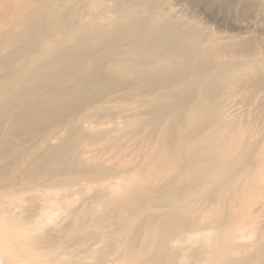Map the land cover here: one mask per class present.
I'll return each mask as SVG.
<instances>
[{
	"label": "rangeland",
	"instance_id": "rangeland-1",
	"mask_svg": "<svg viewBox=\"0 0 264 264\" xmlns=\"http://www.w3.org/2000/svg\"><path fill=\"white\" fill-rule=\"evenodd\" d=\"M31 14L43 49L4 52ZM0 57V208L40 236L0 264H264V0H0Z\"/></svg>",
	"mask_w": 264,
	"mask_h": 264
},
{
	"label": "bare ground",
	"instance_id": "bare-ground-1",
	"mask_svg": "<svg viewBox=\"0 0 264 264\" xmlns=\"http://www.w3.org/2000/svg\"><path fill=\"white\" fill-rule=\"evenodd\" d=\"M134 1H137V0H134ZM42 8V7H41ZM42 9H40L39 10V12L41 11ZM34 12V11H33ZM38 12V13H39ZM35 13V12H34ZM51 14H52V12H51ZM26 18H29V27L27 28V30H25L26 31V33L23 35V36H20V39L19 38H17L16 40L17 41H15L14 42V44H13V46L11 47V49L9 50V49H7V51H4V52H9L10 54H15V53H18V52H21V54H22V56H23V54H28V52L30 51V50H33V49H38V50H42L43 49V45L41 46V45H39V42H38V38L40 37L41 38V36H43L44 34H42V31H43V29H51L52 27H53V25H51V23H49V18H51L50 17V15L49 14H42L41 16L40 15H34V16H32V14H31V16H28V17H26ZM144 19V18H143ZM139 20L137 19L136 20V18H134V17H130V18H127V19H125V21L123 20V22H122V20L121 19H119V24H120V22H121V24L120 25H118L117 26V28H116V30H114L113 32V35H111L112 37L113 36H115V37H117V38H120V36H135L136 37V40H138V42H142V41H144V37H146V36H142V31H143V29H142V24H139V23H137ZM25 22H26V20H25ZM28 22V21H27ZM116 22V21H115ZM117 24V23H116ZM114 25V24H113ZM116 26V25H115ZM173 26V25H172ZM171 27V26H170ZM148 28V27H147ZM167 27H165V29H166ZM114 29V28H113ZM164 29V31L163 30H161V32H162V34H160V31H158V32H155V33H153L152 34V38L150 39V41H149V45L151 46V44H152V42H151V40H153V44L155 43V46H154V48H158V47H167L168 48V50L170 49V47L169 46H172V49L175 47L174 45H176L175 44V41H174V39H175V37H176V35H171V33L166 29L165 30ZM175 30H176V28H174ZM54 30V29H53ZM103 31V30H102ZM23 32V31H22ZM22 32H21V34H22ZM44 32V31H43ZM179 32V31H178ZM182 31H180V33H181ZM112 33V32H111ZM40 34H42L41 36H40ZM109 34V33H108ZM185 35V34H184ZM96 36V35H95ZM102 36H107V33L105 32V33H103V35ZM183 37V36H182ZM97 38V37H96ZM96 38H94V39H96ZM174 38V39H173ZM93 38L91 39V40H94ZM125 39V38H124ZM106 40H107V38H106ZM133 40V39H132ZM136 40H135V43H136ZM14 41V40H13ZM147 41V40H146ZM103 42V41H102ZM117 42V41H116ZM177 42V41H176ZM134 42L132 41L131 42V44H133ZM115 44V43H114ZM118 44V43H117ZM125 44V43H124ZM137 44V43H136ZM106 45V44H105ZM135 45V44H134ZM138 45V44H137ZM141 45V44H140ZM90 46H92V45H90ZM103 46V45H102ZM136 46V45H135ZM144 46V45H143ZM174 46V47H173ZM94 47V46H93ZM99 47V46H98ZM73 48V47H72ZM132 48V47H131ZM164 48V49H165ZM185 48V47H184ZM70 49H71V47H70ZM76 49V48H75ZM74 49V50H75ZM137 49V48H136ZM139 49V48H138ZM141 49H143L142 47H141ZM151 49H153V47L151 46ZM179 50L181 49V48H178ZM177 49V52H179V50ZM186 49V48H185ZM184 49V50H185ZM88 50V49H87ZM144 50V49H143ZM161 50V49H160ZM167 50V49H166ZM167 50V51H168ZM176 50V48L174 49V51ZM71 51H72V49H71ZM70 51V52H71ZM128 51V50H127ZM147 51H149V50H147ZM76 52H77V50H76ZM129 52V51H128ZM156 52V51H155ZM170 52V51H169ZM180 52H182V51H180ZM173 53V52H172ZM149 54V53H148ZM147 54V55H148ZM179 54V53H178ZM166 55V54H165ZM173 55V54H172ZM180 55V54H179ZM137 56H140V55H137ZM151 56V55H150ZM149 56V57H150ZM175 56H176V53H175ZM146 57V56H145ZM167 57V56H166ZM1 58V57H0ZM168 58V57H167ZM176 58V57H175ZM174 59V58H173ZM179 59V58H178ZM82 61H84L83 59H81V61H79L81 64H82ZM78 62V61H77ZM147 62V61H146ZM199 62V61H198ZM198 62H196L197 63V65H198ZM95 63V62H94ZM77 64V63H76ZM75 64V65H76ZM91 64V63H90ZM96 64V63H95ZM146 64V63H145ZM182 64V63H181ZM200 64H205V63H202L201 61L199 62V67H201V68H203ZM74 65V64H73ZM72 65V66H73ZM80 65V64H79ZM84 64H82V66H83ZM137 65V64H136ZM154 65V64H153ZM152 65V66H153ZM197 65H194V66H196V67H198ZM3 66V65H2ZM2 66H0V67H2ZM71 66V65H70ZM72 66H71V70H70V72L72 73L73 71H75V70H72ZM96 66V65H95ZM140 66H142V65H140ZM140 66H138V69L137 70H139V68H140ZM168 66V65H167ZM74 67V69L77 67H75V66H73ZM90 67H91V65H90ZM99 67V66H98ZM143 67V68H142ZM141 68L143 69V70H145L144 69V66H142ZM146 67H148V66H146ZM166 67V66H165ZM169 67V66H168ZM167 67V68H168ZM188 67V66H187ZM198 67V68H199ZM134 68V67H133ZM136 68H137V66H136ZM136 68H134V70L136 69ZM149 68V67H148ZM193 68V67H192ZM191 68V69H192ZM200 68V69H201ZM129 69V68H128ZM150 69H151V67H150ZM161 69H162V67H161ZM176 69H179V68H176ZM76 70H77V68H76ZM91 70V69H90ZM90 70H89V75H92L93 76V74H91V72H90ZM159 70V69H158ZM195 70H196V68H195ZM194 70V71H195ZM78 71V70H77ZM141 71V70H140ZM186 71V70H185ZM83 72H84V70H83ZM135 72V71H134ZM137 73H138V71H136ZM143 72V71H142ZM161 72V71H160ZM183 72V71H182ZM196 72V71H195ZM81 73V72H80ZM148 73V72H147ZM76 74V73H75ZM142 74V73H141ZM152 75L154 74V71H153V73H151ZM180 74H181V72H180ZM183 74V73H182ZM198 74V73H197ZM76 75H78L79 76V74L77 73ZM89 75H88V77H89ZM95 75V74H94ZM136 75V74H135ZM151 75V76H152ZM171 75V74H170ZM174 75H176V74H174ZM196 75V74H195ZM96 78L95 79H93L92 78V83H94L95 85V88H96V86L97 87H99V85H96V84H98V83H100V85H101V80L103 79V78H105V77H102V73L101 72H99V71H97V73H96ZM132 76V75H131ZM198 76H200V75H198ZM80 77V76H79ZM78 77V78H79ZM88 77L86 76V79L85 80H87L88 79ZM107 77V76H106ZM133 77V76H132ZM150 77V75L149 76H147L145 79H147V78H149ZM170 77V76H169ZM77 78V77H76ZM75 78V79H76ZM77 78V79H78ZM82 78V77H81ZM85 78V77H84ZM134 78V80H135V77H133ZM139 78H141V77H139ZM138 78V79H139ZM166 78V77H165ZM176 78V77H175ZM80 79V78H79ZM144 79V80H145ZM2 79L0 78V81H1ZM81 80V79H80ZM85 80H84V82H85ZM89 80H91V79H89ZM89 80H87V81H89ZM152 80V79H151ZM197 80V79H196ZM78 81V80H77ZM107 81V80H106ZM148 81V80H147ZM159 81V80H158ZM198 81V80H197ZM82 82V81H81ZM102 82H104V81H102ZM168 82V81H167ZM202 82V81H201ZM1 83V82H0ZM143 83V86H145L144 85V82H142ZM148 83H150V82H148ZM210 85H209V87L210 86H212L213 84H211V83H209ZM85 85V84H84ZM89 85V84H88ZM87 85V86H88ZM146 85H147V83H146ZM150 85V84H149ZM86 86V87H87ZM90 86V85H89ZM88 86V87H89ZM105 86H106V84H105ZM110 86V85H109ZM216 86V85H215ZM219 86V85H218ZM85 87V88H86ZM91 87H92V85H91ZM107 87V86H106ZM221 87V86H220ZM85 88H84V90H85ZM93 88V87H92ZM101 88H104L103 86H101ZM100 88V89H101ZM204 88V87H203ZM205 88H207V87H205ZM212 88L213 87H211L210 89L212 90ZM87 89V88H86ZM88 89H90V87L88 88ZM97 89V88H96ZM100 89H98V90H100ZM9 90H12V88H11V85H9V84H2V85H0V94H3L4 92H8ZM92 91H93V89H91ZM95 90V89H94ZM103 90V89H102ZM204 90V89H203ZM202 90V92H204V93H207V92H205V91H209V88H207V90L205 89L204 91ZM213 90H216L215 88L213 89ZM85 92V91H84ZM212 92V91H211ZM96 93V92H95ZM210 93V92H209ZM209 93L207 94L208 96H211V94L209 95ZM214 93L215 92H213V94L212 95H214ZM31 95V94H30ZM96 95V94H95ZM181 95V94H180ZM184 95V94H183ZM199 95H201V94H199ZM176 97H178V96H176ZM181 97V96H180ZM201 97H202V95H201ZM208 98V97H207ZM214 98V97H213ZM186 99V98H185ZM204 99H205V96H204ZM201 100V99H200ZM206 100V99H205ZM209 100V99H208ZM207 100V101H208ZM209 101H211V100H209ZM208 101V102H209ZM11 102V101H10ZM8 103V102H7ZM6 103V104H7ZM13 103V102H12ZM87 103V102H86ZM166 103V102H165ZM210 103V102H209ZM8 105H10V104H8ZM13 105H14V103H13ZM29 105V104H28ZM31 106H32V104H30ZM11 106H12V104H11ZM11 106H8V107H11ZM5 107H7V106H5ZM16 107V106H15ZM43 109V107H41V109L40 110H42ZM147 109V108H146ZM45 110L46 109H44L43 111L45 112ZM3 111V110H2ZM54 112V111H53ZM159 112V111H158ZM161 112V111H160ZM3 113V112H2ZM36 113H38L37 111H36ZM210 114H212V113H210ZM0 115H1V109H0ZM3 116H4V114H2ZM27 115H29V113L27 114ZM26 115V116H27ZM42 116H43V114H41ZM163 115V114H162ZM2 116V117H3ZM25 116V115H24ZM23 116V117H24ZM34 117V113L32 112V114H30V117ZM36 116V115H35ZM51 116V115H50ZM6 117V116H5ZM14 117H16V116H14ZM28 117V116H27ZM41 117V116H40ZM4 118V117H3ZM13 118V117H12ZM9 119V121L11 120V121H19V120H15V118H13V119ZM177 118V117H176ZM1 119V118H0ZM28 119V118H27ZM35 119V118H34ZM178 119V118H177ZM7 120V119H6ZM24 120V119H23ZM23 120L21 121V122H23ZM39 121H41L40 120V118L38 119ZM198 120V119H197ZM194 121V120H193ZM7 122V121H6ZM5 121L3 122L4 124L6 123ZM15 122H13V123H10V125L11 124H15ZM174 122H175V120H174ZM1 123V122H0ZM2 123V124H3ZM50 123V122H49ZM1 124V125H2ZM24 124H25V122H24ZM200 124V123H199ZM0 125V126H1ZM22 124H20L19 123V125H17V123L15 124V125H13L12 127H16V126H21ZM36 127V126H35ZM188 127V126H187ZM203 127V126H202ZM7 128H9V127H7ZM21 128V127H20ZM47 128V127H46ZM189 128H190V126H189ZM194 128V127H193ZM11 129V128H10ZM2 130V129H1ZM29 130V129H28ZM192 130V129H191ZM190 131V130H189ZM27 134V133H26ZM71 134V133H70ZM24 136H26V135H24ZM4 140V139H3ZM167 140V139H166ZM1 143V142H0ZM10 143V142H9ZM9 143H4V144H0V176H5L6 177V175L8 174V172L10 171V170H12V168L11 167H13V166H16V167H20V165H21V161L22 160H20V158L22 157V152H23V150H22V147L20 146H18L19 144H12L11 146V148L13 149V150H11V152L10 153H8L9 151H10V149H9ZM20 145H22V143L20 144ZM168 148V147H167ZM173 150H175V149H173ZM176 151V150H175ZM171 152H172V150H171ZM176 155V154H175ZM190 158V157H189ZM30 159V158H29ZM243 162V161H242ZM247 162H248V160H247ZM243 163H245V162H243ZM40 166V165H39ZM241 166V165H240ZM41 168V167H40ZM16 169H19V168H16ZM22 168H20L19 170H21ZM58 203H59V201H58ZM47 204H49L48 202H47ZM136 209V208H135ZM12 210L11 209H6V208H0V254H4V253H7V255H10V256H12V255H15V254H17L18 255V257H19V253L17 252V250L19 249V248H17V246L19 245V244H22V245H25V244H27V240H29V241H31V239L32 240H34V241H38L37 239L40 237V236H37V235H35V236H31V235H28L27 234V232H25V231H23V232H20V231H18V230H20L19 228H21L22 226H23V223H21V222H19V220H18V217L17 216H13L12 214ZM16 215V214H15ZM28 215V214H27ZM148 216V215H147ZM102 217V216H101ZM48 218H50V217H48ZM53 218V217H52ZM29 222V221H28ZM43 222V221H42ZM124 222V221H123ZM122 223V222H121ZM31 227V226H30ZM53 231V230H52ZM119 233V232H118ZM122 234V233H121ZM120 234V235H121ZM172 234V233H171ZM132 237V236H131ZM16 240V241H15ZM67 245V244H66ZM20 250V249H19ZM15 253V254H14ZM30 254V253H29ZM17 255L15 256V257H17ZM31 255V254H30ZM1 257V256H0ZM14 257V256H13ZM121 259H122V257H121ZM122 261V260H121ZM16 263V262H15ZM68 264V263H67Z\"/></svg>",
	"mask_w": 264,
	"mask_h": 264
}]
</instances>
